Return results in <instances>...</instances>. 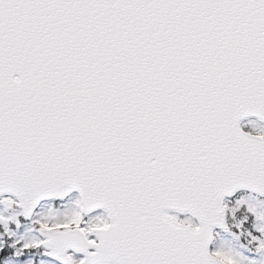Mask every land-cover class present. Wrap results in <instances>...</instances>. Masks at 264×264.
I'll use <instances>...</instances> for the list:
<instances>
[{
    "label": "snow or ice",
    "instance_id": "obj_1",
    "mask_svg": "<svg viewBox=\"0 0 264 264\" xmlns=\"http://www.w3.org/2000/svg\"><path fill=\"white\" fill-rule=\"evenodd\" d=\"M0 264H264V0H0Z\"/></svg>",
    "mask_w": 264,
    "mask_h": 264
}]
</instances>
